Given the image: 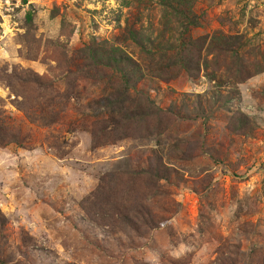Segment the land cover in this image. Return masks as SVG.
Returning <instances> with one entry per match:
<instances>
[{"label": "rangeland", "instance_id": "1", "mask_svg": "<svg viewBox=\"0 0 264 264\" xmlns=\"http://www.w3.org/2000/svg\"><path fill=\"white\" fill-rule=\"evenodd\" d=\"M112 46L163 116L107 120ZM0 264H264V0H0Z\"/></svg>", "mask_w": 264, "mask_h": 264}, {"label": "trees", "instance_id": "2", "mask_svg": "<svg viewBox=\"0 0 264 264\" xmlns=\"http://www.w3.org/2000/svg\"><path fill=\"white\" fill-rule=\"evenodd\" d=\"M183 14V22H182V35L183 38L179 42V44L173 49L176 54L171 57L172 64L177 66L179 70L186 71V59H187V51L189 41H190V30L192 27L197 25L195 21V17H193L192 12L184 10ZM125 42L130 41L131 44L135 43V46H144V42L140 38L139 32L133 30H127L124 33ZM92 62L96 67H103L107 70H111L112 73H117L120 76V84L119 90L111 91L110 96L112 99L110 101H119V105L117 110L115 108L108 111L107 120L110 122H114L116 129H121L123 127V123L127 122H137V123H145L147 118H159V116H163L165 111H162L152 100L141 90L137 89L139 82H141L144 77L150 76L145 75L150 69L147 66H144L141 62L136 61L132 56L127 53L122 52L117 47H110L107 51H104L102 58L98 59L97 52H93ZM100 57V56H97ZM152 55L148 54L147 58L151 59ZM142 60V59H141ZM147 60V59H145ZM145 60H142L144 63ZM148 61V60H147ZM151 61H148V64H151ZM121 67H132L136 71V75L134 73L127 71V68L121 69ZM163 73L162 71H159ZM151 77V76H150ZM154 78V77H153ZM156 78L163 77L156 75ZM127 102L134 103L136 106L131 108L128 106ZM120 118L121 121L118 122L116 119ZM105 123V122H104ZM115 129V130H116ZM104 132V128L102 130Z\"/></svg>", "mask_w": 264, "mask_h": 264}]
</instances>
